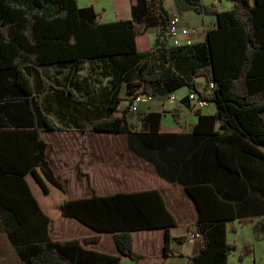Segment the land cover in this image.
Returning <instances> with one entry per match:
<instances>
[{
	"label": "trees",
	"instance_id": "trees-1",
	"mask_svg": "<svg viewBox=\"0 0 264 264\" xmlns=\"http://www.w3.org/2000/svg\"><path fill=\"white\" fill-rule=\"evenodd\" d=\"M186 1L193 10H201V0ZM230 1V8L214 9L215 22L207 29L205 42L172 46L166 31L169 15L161 0H132V17L110 22H101L92 6L79 7L77 0H0V111L18 97L30 103L32 115L31 128L0 127L4 221L0 226L22 264H119L122 256L138 257L132 233L142 229H165V255L170 239H187L170 237L169 228L176 220L155 188L110 195L94 191L90 197L66 199L64 186L46 159L47 142L40 131L73 129L88 135L124 133L131 149L151 161L161 177L181 182L196 211L188 230L203 240L187 264H227L236 244L227 240L226 222L264 213V204L245 198L239 185L246 168L264 163V0ZM153 25L156 36L147 47L145 30ZM93 59L108 61L109 70L103 73L111 75L112 96L101 110L91 111L85 105L76 110L77 102L86 103V95L74 96L73 76L63 82L45 67L70 65L75 72L78 64ZM199 76L204 77L203 84ZM120 82L126 83L129 98L118 116L114 111ZM183 86L215 105L214 114L199 113L192 132L161 131L159 111L145 114L140 129L129 121L135 95H169ZM62 98L75 103L66 105L72 111H52L50 103L61 105ZM86 139L77 167L91 186L90 175L81 166ZM25 176L56 214L78 220L95 234L84 239L52 238L49 217ZM232 200L242 201L234 205ZM106 232L113 235L117 254L86 247Z\"/></svg>",
	"mask_w": 264,
	"mask_h": 264
},
{
	"label": "crops",
	"instance_id": "crops-1",
	"mask_svg": "<svg viewBox=\"0 0 264 264\" xmlns=\"http://www.w3.org/2000/svg\"><path fill=\"white\" fill-rule=\"evenodd\" d=\"M148 1L152 3L157 2V0ZM161 1L169 17L177 15L181 25L188 28V37L192 40V44L206 41V31L215 22L213 11L216 0H201L202 7L200 11L193 10L186 0ZM77 3L82 8L92 6L98 13L101 22L129 19L132 17V0H77ZM190 25H192V28H190ZM156 31V25L146 28L147 47L153 43ZM107 63L108 61L104 59L87 60L78 64L75 72L70 65L63 68L56 66L45 67L48 74L57 77L63 82L72 75L75 84H73L74 86L70 85V89L74 92V96L82 98L86 95V103L82 104L78 102L75 104L66 98H62L61 105L52 101L50 103L52 111L67 113V111H72L73 109H69L66 105L68 104L72 107L73 103L76 106L74 108L76 110L83 109L82 105H85L91 111H98L107 106L112 96L109 82L111 75L103 73L104 70H109V67H105ZM50 68H55L58 71H49ZM197 80L200 84L204 83L203 76H199ZM85 91L86 93L84 94ZM190 91L189 88L183 86L173 92L175 99H170L168 95L154 96L151 100L141 99L136 110L141 116L139 126H136V123L132 121L128 114L129 121L136 129H140L142 128L145 114L151 111H159L163 113L160 122L161 131L190 133L198 122L199 113L214 114L215 112V105L212 102H209L201 111L191 110L187 99ZM118 97L120 100L114 114L120 116L129 98L126 93L125 82H120ZM12 101L14 104L11 107L0 111V127L12 129L31 128L32 115L30 114V103L25 101L24 98L18 97L13 98ZM166 117H169L171 120L168 126L163 125V119ZM40 133L47 142L45 150L46 159L55 176L62 182L66 199L90 197L94 191L99 195H110L116 192H131L155 188L159 190L167 209L176 220V225L169 228L170 237L187 236L184 242L170 239L168 253L165 255L164 228L136 230L132 233V236L134 251L138 254V257L130 259L127 256H122L119 264H187L188 256L199 252L203 245V240L200 235L193 234L188 230V226L196 221V211L194 203L185 191L183 184L179 181H168L161 177L151 161L139 156L131 149L127 136L124 133L95 132L88 135L86 130L75 129L41 130ZM47 133H58L59 137L52 138V140L62 139L63 142H65L64 138L75 136L82 142V149L83 140L86 136V145L89 147L85 158L87 165L101 166L105 171V180L109 185L107 187H100L98 190L88 184L87 176L83 172H80L77 167V162L82 154V152H79V147H77L74 153L71 152L70 154L58 148L57 151H61L60 154L49 156L48 148L51 139L46 136ZM262 149L264 150V147ZM68 171H72L73 174L78 172L82 176H85L90 191L76 190V187H69L65 177ZM25 179L44 213L49 217V232L52 238L70 239L77 237L84 239L95 234L91 228L78 220L66 217L62 212L56 214L50 208V201L46 199L47 197L40 195L38 187L32 182L30 177L25 176ZM239 182V185H243V190H245V198H254L256 204H259V202L264 204L263 162L253 163L246 168V173L241 174ZM241 201L232 200V203L238 205ZM3 222L2 215L0 214V224H3ZM226 224L227 240L236 244L235 252L238 254L242 251L250 252L251 256H255L253 258L254 264H264L263 260H256L257 255L264 253V213L248 214L247 216L227 221ZM232 227H235V229L232 230ZM86 247L108 254H117L113 235L108 232L101 234L99 242L87 244ZM229 256L227 264H229ZM0 264H22L15 246L2 226H0Z\"/></svg>",
	"mask_w": 264,
	"mask_h": 264
},
{
	"label": "rangeland",
	"instance_id": "rangeland-1",
	"mask_svg": "<svg viewBox=\"0 0 264 264\" xmlns=\"http://www.w3.org/2000/svg\"><path fill=\"white\" fill-rule=\"evenodd\" d=\"M251 4L254 3V0H249ZM232 2L230 0H216L214 3V8L215 9H227L231 7ZM190 28H192V25H190ZM49 71H58L55 68H50ZM61 71V70H59ZM144 100V98H143ZM129 116L131 117L132 121L136 123V126H139L140 123V118L141 116L138 114V112L130 111ZM171 123V120L169 117H166L163 119V125L168 126ZM46 136L51 139L50 146L48 148V153L49 156H52V154H60L61 151H57L59 148L60 150H63L65 153L70 154L71 152L74 153L77 149V147L80 148L79 152H82V142L79 141L80 139H77L75 136H68L65 139V142H63L62 139H54L59 137L58 133H47ZM95 139V138H94ZM93 139V140H94ZM79 141V143H78ZM96 142V141H95ZM93 145V144H92ZM96 146V144H95ZM87 149L89 150V147L87 145ZM86 158V155H85ZM84 158L83 163L81 164L82 169L84 172L89 173L90 175V182H91V187H94L99 190L100 187H107L109 183L105 180V171L101 168V166L98 165H87L86 159ZM77 171V170H76ZM66 177V183L69 187L73 188L76 187V190H85L89 192L90 188L87 184V179L85 176H82L80 173L75 172L74 174L72 171H68ZM98 187V188H97ZM243 256L240 258V253L238 254L235 252L234 249L230 251V256H229V264H254V259L255 256L250 255V252L243 251ZM256 260L264 261V253L262 255H257Z\"/></svg>",
	"mask_w": 264,
	"mask_h": 264
},
{
	"label": "built area",
	"instance_id": "built-area-1",
	"mask_svg": "<svg viewBox=\"0 0 264 264\" xmlns=\"http://www.w3.org/2000/svg\"><path fill=\"white\" fill-rule=\"evenodd\" d=\"M166 31L168 34V42L172 46H182L191 45L192 40L188 37V28L181 25L180 19L177 15L168 18V23L166 25ZM184 37V38H182ZM210 88H214V82L209 83ZM170 99H175L173 93L168 95ZM151 100L153 96L145 94H137L133 97L132 103L130 105V111L134 112L137 110V105L141 99ZM189 101L190 109L193 111H201L208 104L209 101L200 97L196 91H190L187 95ZM199 235V234H196Z\"/></svg>",
	"mask_w": 264,
	"mask_h": 264
}]
</instances>
